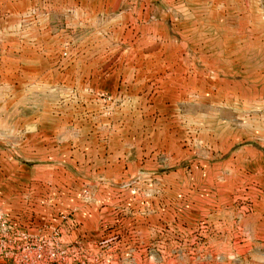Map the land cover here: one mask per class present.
I'll list each match as a JSON object with an SVG mask.
<instances>
[{
	"label": "rangeland",
	"instance_id": "obj_1",
	"mask_svg": "<svg viewBox=\"0 0 264 264\" xmlns=\"http://www.w3.org/2000/svg\"><path fill=\"white\" fill-rule=\"evenodd\" d=\"M0 264H264V0H0Z\"/></svg>",
	"mask_w": 264,
	"mask_h": 264
},
{
	"label": "built area",
	"instance_id": "obj_2",
	"mask_svg": "<svg viewBox=\"0 0 264 264\" xmlns=\"http://www.w3.org/2000/svg\"><path fill=\"white\" fill-rule=\"evenodd\" d=\"M0 220L2 221V217H0Z\"/></svg>",
	"mask_w": 264,
	"mask_h": 264
}]
</instances>
